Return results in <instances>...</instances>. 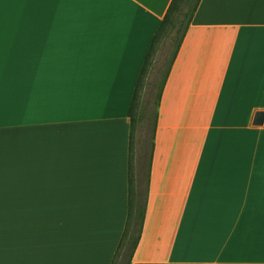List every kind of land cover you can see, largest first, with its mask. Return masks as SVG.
<instances>
[{"label":"crops","instance_id":"obj_1","mask_svg":"<svg viewBox=\"0 0 264 264\" xmlns=\"http://www.w3.org/2000/svg\"><path fill=\"white\" fill-rule=\"evenodd\" d=\"M173 0H6L0 264H111L129 109ZM264 0H202L165 87L132 264H264Z\"/></svg>","mask_w":264,"mask_h":264},{"label":"trees","instance_id":"obj_2","mask_svg":"<svg viewBox=\"0 0 264 264\" xmlns=\"http://www.w3.org/2000/svg\"><path fill=\"white\" fill-rule=\"evenodd\" d=\"M202 0H173L142 65L130 123L128 215L111 264H132L148 208L149 185L163 93Z\"/></svg>","mask_w":264,"mask_h":264},{"label":"snow or ice","instance_id":"obj_3","mask_svg":"<svg viewBox=\"0 0 264 264\" xmlns=\"http://www.w3.org/2000/svg\"><path fill=\"white\" fill-rule=\"evenodd\" d=\"M6 0H0V33L3 31V7ZM8 2L13 4H30V3H36L38 0H8ZM2 127V125H0Z\"/></svg>","mask_w":264,"mask_h":264},{"label":"water","instance_id":"obj_4","mask_svg":"<svg viewBox=\"0 0 264 264\" xmlns=\"http://www.w3.org/2000/svg\"><path fill=\"white\" fill-rule=\"evenodd\" d=\"M255 125H262L264 123V112H259L255 118Z\"/></svg>","mask_w":264,"mask_h":264}]
</instances>
